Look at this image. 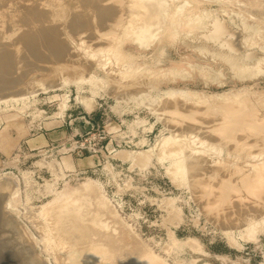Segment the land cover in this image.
Listing matches in <instances>:
<instances>
[{
  "label": "rangeland",
  "instance_id": "374dc122",
  "mask_svg": "<svg viewBox=\"0 0 264 264\" xmlns=\"http://www.w3.org/2000/svg\"><path fill=\"white\" fill-rule=\"evenodd\" d=\"M122 1L129 16L100 28L97 43L24 52L0 73L3 211L39 264L78 263L73 250L54 262L45 244L56 247L54 211L79 199L87 210L72 218L127 264H264V201L247 196L244 180L264 170V0H165L166 15L180 5L182 24L174 31L166 18L149 47L134 39L142 9ZM107 45L113 53H99ZM77 60L94 69L69 76ZM72 110L89 123L84 133ZM233 112L237 130L227 127Z\"/></svg>",
  "mask_w": 264,
  "mask_h": 264
},
{
  "label": "bare ground",
  "instance_id": "6f19581e",
  "mask_svg": "<svg viewBox=\"0 0 264 264\" xmlns=\"http://www.w3.org/2000/svg\"><path fill=\"white\" fill-rule=\"evenodd\" d=\"M104 1H108V0H0V21H1V23H0V73L5 72V70H7V69L10 70V68H12L13 66H17L16 64H20L24 52H25V54H27V53L30 54L34 59H37V58L43 57V55L39 52V48L54 47L58 53H61V51L63 49H65V48H67V47H69L75 43L77 45L79 42L80 43L82 42L83 44H84V42H86L87 44H89V43L95 44V43H97V40H98V36L95 33L100 31V28H105L109 32V29H111L112 25H114V24H115L114 26H116V25L119 26L121 24L123 25V23H120L119 20L122 17H124L125 15H128L130 13L129 10H128L129 13L127 12V9L129 7H126L127 9L124 8L126 10L125 12L128 13L127 14L124 12V9L121 10V8H120L121 6H123V5H121L123 3L122 0H111L114 2V4H113V2L112 3L110 2L111 4L110 3L104 4L105 3ZM121 1H122V3H121ZM133 4H134V7H136L137 9H142L140 14L136 15L135 23H137V25L135 24L136 25L135 26L133 24L135 26V27H133L134 28L133 30L135 32L139 29H147V30L151 31V33L155 36L154 39H156L159 31L162 30V23L165 22L166 18L171 20L172 26L170 29H172L174 31L176 30L177 27L180 28V26L182 24L183 11H182V8L180 7V5H175V8H176V9L174 8L175 11H171L172 13L171 14L169 13L168 14L169 17H168V15H166L167 13H164V10H165L164 5H166L165 0H134ZM123 12L125 13L124 16H123ZM128 16H127V18H128ZM158 17L162 18V21L160 23H159ZM199 24H200V22H199ZM112 28H113V26H112ZM89 29H92V31L90 32ZM107 30H106V32H107ZM102 34H104V33L102 32L101 34H99V38ZM90 47L92 49V45L89 46V48ZM98 47H104V44L103 45L97 44V46H95V48H98ZM105 49H99V53H101L103 51L113 53L114 47L112 48V45L111 46L107 45L105 47ZM92 50H94V49H92ZM29 60H31V59H29ZM80 61L81 60L75 61L77 66L75 67V71L70 73L69 76L79 77L83 74L86 76V75H89L90 69H94V66H93L94 64H92L91 62H90V64H88L89 62L87 61L86 62L87 64H86L85 61L84 62L83 61L80 62ZM17 67H19V66H17ZM41 67H44V68H40L37 70L47 72V70H46V69H48L47 65H42ZM85 72H87V73L85 74ZM19 73H20V71H19ZM13 74L14 73H12V75ZM16 76H18V75L16 74ZM23 76H24V74H23ZM4 77H5V75H4ZM23 84H24V82H23ZM16 86L20 87L21 85H15L14 87H16ZM10 88H12V87H10ZM6 93H7V91H6ZM4 94H5V92L2 95H4ZM235 115H236L235 112H233L230 115H226V116L230 117L229 119L231 120L230 125L227 127L229 129H232V130L239 129V128H237L239 126L238 125L239 122L237 119V115L236 116ZM211 121H212V119H211ZM203 127H204V123H203ZM213 127H216V126H213ZM209 128H211V127H209ZM209 128L208 129L206 128V129L209 131ZM221 128L222 127H220V129ZM201 129H199V130H201ZM210 130H212V129H210ZM193 131H195V130H192V132ZM204 131H205V129H204ZM204 131L203 132L200 131V132L206 133V131L205 132ZM208 131H207V133L210 132V131L209 132ZM215 131L213 130L211 132L213 133ZM200 132L198 131V133H200ZM216 133H219V131H217ZM196 134H197V132H196ZM208 136H209V134H208ZM212 136L214 137V135H212ZM222 136H220V137H222ZM218 137L219 136L215 137L216 139L214 138V142L216 140L217 141L219 140V142H220V139H217ZM211 139H212L211 141H213V138H211ZM251 139H253V137ZM221 141H223V140H221ZM205 142L206 141H204L203 144H206ZM207 142L209 144L211 143L209 141H207ZM219 142L217 143V145H219L221 143V142L220 143ZM255 142H257V141H255ZM225 145H226V143H225ZM262 147H264V146H262ZM199 148H200V146H199ZM190 151H191V148H190ZM254 166L252 164V168H255V169L261 168L258 165H256L255 167ZM254 173L256 175H254L253 177L247 178V176H246V178H244V180H246V189H245V190H247L246 194L248 192L247 196H249V194H251V196H253L254 198L255 197L260 198V199H263V201H264V170H262V168H261L260 170H257ZM243 176H245V175H243ZM219 184H220V182H219ZM5 187H4V185H3V187L0 185V204H1L0 228L2 226V223L5 222L10 226L9 228L16 227L15 229H16V232H18V236H20L23 240H25V239L28 240V238H26V236H25L28 234H24L22 228H20L19 226L18 227L16 225L14 226V224H12L10 220H8L7 215L3 211V208H4L3 207V200L6 198L8 199V196H9L8 195L6 198H3V195L7 192V190H9V189H6ZM241 187H243V185H241ZM232 193H233V191H232ZM243 194H244V192H243ZM243 200H245V199H243ZM73 202L74 201H67L64 205H62L61 207L56 209L53 213V214H55V216L53 215L54 217L53 216H52L53 218L51 217L55 221L51 223V227H50L51 231L50 232L53 231V235H51V236L54 238V242L56 241L55 242L56 247L58 246V248H56L55 246H54V248H56V250H58V249L59 250L53 251L54 248H51V247H53V245H51L52 241H50V238H48L49 239L48 242H51V244L46 243L45 239H47V238H46V236H44L45 237L44 242L46 243V244L45 243L44 244H45L46 248L49 251H52V252L57 254V255L56 254L54 255L55 256L54 262L59 261V260L62 261L63 257L61 258L59 253H62L64 255V261H68V258L70 255L68 257L66 255L69 253L70 250H73L72 254L73 255L76 254L77 259H78V263H76V264H127V258H126V256L123 255V253L111 255L110 253L112 251L110 249H108L104 245L99 244L97 241L93 240L91 235L89 237L86 234V232H85L86 227L84 226V222L82 220H78L77 217L72 218L73 216L76 215L74 212V210L76 208H81V209L87 210V206H88V204H86V201H84V199H79L75 203H73ZM252 203H250V204H252ZM240 204H242L244 207H248L250 205V204L248 205V204H243V203H240ZM257 211L260 213H264V205L261 206L259 209H257ZM9 216H12V215H9ZM29 220H31V219H29ZM96 221H98V220L96 219ZM4 225L5 224H3V227H4ZM5 227H6V225H5ZM5 227L3 230L8 228V227H6V228ZM17 228H19V229H17ZM0 231H1V229H0ZM50 234H52V233H50ZM1 236L3 237V235H0V239L2 238ZM48 236H50V235H48ZM3 239H2V241H3ZM5 240L6 239H4V242H6ZM27 245H29V244H27ZM4 246L5 245H3L1 243V240H0V264H13V260L15 259L13 257L14 253L12 251H9ZM36 257H38V256H36ZM39 261H41V259ZM39 261L37 262L38 264H39ZM52 261H53V259H52ZM43 264H45V263L43 262ZM59 264H61V263H59Z\"/></svg>",
  "mask_w": 264,
  "mask_h": 264
},
{
  "label": "water",
  "instance_id": "95a60500",
  "mask_svg": "<svg viewBox=\"0 0 264 264\" xmlns=\"http://www.w3.org/2000/svg\"><path fill=\"white\" fill-rule=\"evenodd\" d=\"M0 185L3 184L1 183ZM0 208H1V204H0ZM4 213L7 215L5 211ZM7 217L10 219L11 223L14 224V226L16 225L18 227V225L8 215ZM15 228L16 227L1 231L3 237L6 239L4 247L8 248L10 251L14 253L13 257L15 259L13 258L14 259L13 264H36L37 259L30 256L31 251L29 250L28 247H25L23 244V241L27 243L26 239L23 240L20 236H18V232H16Z\"/></svg>",
  "mask_w": 264,
  "mask_h": 264
},
{
  "label": "crops",
  "instance_id": "0c3cea01",
  "mask_svg": "<svg viewBox=\"0 0 264 264\" xmlns=\"http://www.w3.org/2000/svg\"><path fill=\"white\" fill-rule=\"evenodd\" d=\"M80 114H81L80 112H76V111L72 110V111H69V113L67 114V118H73V121L75 123H77L76 124L77 129H74V130L80 131L81 133H84V131L87 130L86 129L87 128V124H89V123L86 122V121H83V119L85 117L84 116L83 117L80 116ZM99 122H101L99 116L98 115L97 116L95 115V117L93 116L91 123L93 125L94 124L98 125ZM70 124H71V122H66V121L64 122V124L62 125L63 126L62 130H60L61 134L67 136V135H69L71 133L72 127L70 126Z\"/></svg>",
  "mask_w": 264,
  "mask_h": 264
},
{
  "label": "clouds",
  "instance_id": "9594fccd",
  "mask_svg": "<svg viewBox=\"0 0 264 264\" xmlns=\"http://www.w3.org/2000/svg\"><path fill=\"white\" fill-rule=\"evenodd\" d=\"M205 17H210L211 13H203ZM154 35L151 33L150 30L147 29H139L134 33L135 42L138 43L142 47H149L154 42Z\"/></svg>",
  "mask_w": 264,
  "mask_h": 264
},
{
  "label": "built area",
  "instance_id": "2783aa9c",
  "mask_svg": "<svg viewBox=\"0 0 264 264\" xmlns=\"http://www.w3.org/2000/svg\"><path fill=\"white\" fill-rule=\"evenodd\" d=\"M89 129H90V131H91V130L93 129V125H90Z\"/></svg>",
  "mask_w": 264,
  "mask_h": 264
}]
</instances>
